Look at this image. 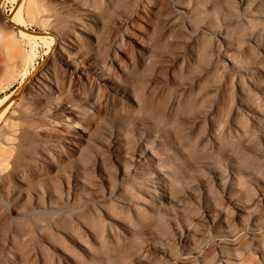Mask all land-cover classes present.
Returning a JSON list of instances; mask_svg holds the SVG:
<instances>
[{"label": "rangeland", "instance_id": "rangeland-1", "mask_svg": "<svg viewBox=\"0 0 264 264\" xmlns=\"http://www.w3.org/2000/svg\"><path fill=\"white\" fill-rule=\"evenodd\" d=\"M253 2L264 11V0H248L245 9L240 0H0V264L10 256V243L18 264H65L47 242L63 248L75 264H264V120L251 126L240 116L243 133L230 139L224 133L233 105L227 83L213 125L202 121L190 129L184 124L215 101L201 93L222 72L216 70L224 49L216 30L236 21L228 31L231 54H239L245 37L264 41V21H245ZM177 5L193 9L191 29L183 25ZM76 20L84 25L80 30ZM201 25L208 30L195 35L191 60H177ZM23 30L39 36L22 37ZM69 34L74 50L68 48ZM62 51L69 69L61 64ZM40 72L53 77L40 93L47 100L42 109L27 98ZM179 85L187 87L181 105L168 112ZM241 86L244 102L262 109L257 92L243 79ZM8 95L13 101L2 114L1 100ZM67 103L83 114L77 126L63 129L54 114ZM141 122L156 130L154 152L170 174L169 192L181 201V210H140L133 216L109 207L130 231L118 228L119 236L108 240L105 221L93 215L97 243L74 232L89 246L91 254H85L54 230L62 215L70 216H58L47 204L72 201L79 178L78 191L88 202L74 211L89 218L91 189L105 193L100 170L116 176L106 145L116 134L137 143L133 128ZM65 140L76 141L80 149L71 151ZM42 148L52 149L50 157ZM14 172L25 173L39 189L38 198L15 193Z\"/></svg>", "mask_w": 264, "mask_h": 264}, {"label": "bare ground", "instance_id": "bare-ground-1", "mask_svg": "<svg viewBox=\"0 0 264 264\" xmlns=\"http://www.w3.org/2000/svg\"><path fill=\"white\" fill-rule=\"evenodd\" d=\"M247 5L248 0H240V7L242 9H245ZM252 5L250 11H247L245 14L247 18L245 21L247 23L264 21V11L261 9L260 2H253ZM176 7L177 11L183 14V25L186 28L191 29L190 16L191 14H194L193 9L184 7L183 5H177ZM87 18L89 17L84 19L87 20ZM235 22L236 21H231L230 23H226L216 30V38H218L224 46V49L218 52L219 59L217 63L219 62L222 64L216 65V70H221L222 72L219 74L220 80L206 89V92L201 93V97L212 96L213 99L215 97L213 106L206 110L202 115L184 123L186 128L190 127V129L194 128L197 123L202 121H207L210 125H213L215 122V115L219 111V105L222 99V87L224 84L229 83L233 93V105L230 109L231 115L229 120L225 124L224 133L233 140L243 133V127L238 120L240 116L249 119L251 126H255L264 120V85H259V82L264 81V41L257 42L255 36L245 37L243 40L244 47L239 50V54H231L229 51L231 50V44L228 39V31L232 25L236 24ZM73 23L74 27L78 30L84 27V25L77 20ZM205 30H208L207 27L201 25L198 30L194 32V35L190 36L191 39L186 43L187 45L184 54L179 55L177 60L182 59L183 61L184 58H186V60L188 59L187 62L191 60V55L194 52V46L196 43L195 35H197V32H205ZM255 31L258 32L256 29ZM26 36H33L34 39V37L39 36V34L23 30L22 37L26 38ZM68 36V48L74 50L75 44L73 41L75 39L72 34H69ZM71 37L74 40L70 41L72 39ZM35 39H37V37ZM252 51L253 56H251ZM34 56L32 55V58ZM59 58L64 68L69 69L71 67V62L67 59L66 52L62 51ZM31 61L33 62V60H30V64H32ZM245 63H251L253 66H250L251 68L249 66H244ZM178 65L179 62H176L174 67H178ZM88 69L89 70L87 71L93 74V68L90 66ZM52 78L50 72H40L38 80H35L33 86L30 87L33 93L27 98L34 101L38 109H42L44 105L47 104V100L42 98L40 93L49 89V85L52 83ZM202 79L206 80L207 78L203 77ZM242 79L248 89L257 92L259 95L260 107H263L262 109H254L244 102V93L241 86ZM197 81L200 82L201 79L200 81ZM175 87L177 90L176 95L168 103V112L175 110L181 105V94L187 88L184 85ZM115 94L119 95V92H115ZM11 95H13V93H11ZM11 95L6 97L8 98L10 96V100H8L7 103H5L6 98L1 100V104H3L2 114L9 109V106L13 101ZM82 114L83 109L81 107L73 103H67L64 104V106L62 105L61 107L56 108L54 120L56 124L61 125V128L67 129L70 126H77V121ZM133 129H135L138 134L137 143L131 144L128 141H124L121 134H116L113 138V142L105 147L111 164L117 168L116 176L112 179L107 176L105 172L100 170V182L105 186V193L101 195L97 188L91 189V216L89 218H83L78 214H75L74 211L77 204L79 205L80 203L88 202V198L85 195L80 194L78 191V188L82 184L79 178L74 180V192L70 196V200L72 201L68 200L69 203L63 205L58 203L55 204V202L47 204L48 207L58 216L62 213L70 216L68 218V216L62 215L59 221L57 219L58 223L54 230L57 235L64 238L68 243L76 246L85 254H91V250L85 242L80 241L75 237L74 232L79 231L84 236H88L93 242L97 243V236L95 235L92 225L94 221L93 215L100 217L105 221V232L108 240L115 239L119 236L120 232L117 231L118 228L122 231H130V228L126 225L125 221L120 216L112 214L109 207L122 212H130L133 216H136L140 210H145L150 214H154L160 209L166 211L170 207L177 212H180L181 210V201L173 199L169 192L171 186L170 174L167 170L162 168L164 166L154 152L153 145L159 143L156 130H154L152 125L147 122L137 123ZM117 131L121 132L119 129ZM188 132L191 131L189 130ZM211 138L215 141V133L211 134ZM80 139L83 140V138ZM64 143L70 146L71 151H78L81 146L76 141L65 140ZM51 150V148H42V154L48 158L50 152H52ZM33 159L37 160V157H34ZM24 176L25 173L14 172L13 178L18 185L14 190L15 193L25 198L29 195L28 192H30L33 196L38 198L39 189H35V186L31 185L28 182V178H24ZM37 176L42 178L41 173L36 174V177ZM36 207L38 208L40 206L36 205ZM66 219H68L67 222H69V226L64 225ZM46 244L59 254L65 264H75V259H73V257L63 248L51 242H47ZM14 250V244L10 243L8 246L10 256H8L6 264H18V261L14 256Z\"/></svg>", "mask_w": 264, "mask_h": 264}]
</instances>
